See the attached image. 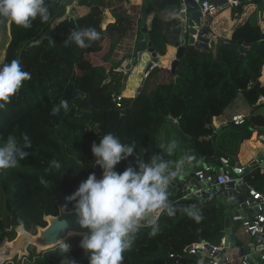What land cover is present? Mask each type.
Wrapping results in <instances>:
<instances>
[{"label":"trees","instance_id":"1","mask_svg":"<svg viewBox=\"0 0 264 264\" xmlns=\"http://www.w3.org/2000/svg\"><path fill=\"white\" fill-rule=\"evenodd\" d=\"M91 1L87 14L78 18L68 15L54 28L52 24L65 15L69 5L63 0H46L50 11L47 22L37 18L30 29L11 22V43L3 64L18 59L23 70L31 73V79L24 81L5 109L0 110V141L14 136L23 144L26 134L31 147L24 149L28 156L15 168L0 171V246L15 238L21 222L25 231L35 235L37 228L45 227L44 217L56 216L59 207L73 210L75 202L69 203L66 198L88 175L101 177L102 170L95 164L91 146L98 145L99 138L107 133L118 136L122 143L135 142L136 153L145 160L160 153L174 161L175 156L164 153L159 137L164 126L176 120L177 128L171 124L172 128L180 141L179 133L189 139L194 152L193 168L197 170L206 164L214 166L221 156L235 166L240 143L250 136L253 126L264 127L263 118L253 116L239 128L225 129L214 138L213 123L228 109L242 101L253 113L264 98V85L259 82L264 66V26L249 19L232 32L227 42L248 49L242 61L238 49L224 41L216 46L215 53L210 46L206 49L186 45L175 71L176 80L168 70L169 84L158 82L148 91L142 86L136 97L118 102L114 96L119 97L124 90L122 72L118 71L121 64L113 63L112 77L104 83L108 78L105 69L87 60V56L102 51L105 41L101 24L107 4L105 0ZM248 1L239 0L238 6L232 8V16L240 14ZM178 3L179 0L153 1L147 34L156 56H165L167 46L178 39V22L172 18L165 23L161 17L167 8ZM113 17L115 21L107 25L105 33L117 39L127 38L132 32L128 16L115 13ZM83 28H94L100 38L87 48L65 43L73 29ZM47 31L50 35L44 37ZM42 37L38 46H29ZM112 51L113 46L109 54ZM162 72L157 65L148 76ZM61 100L68 101L69 111L51 115L52 107ZM52 160L59 161L61 167L51 166ZM132 162V157L121 161L115 171L123 172ZM41 178L47 184H41ZM243 181L264 194V168L246 169ZM169 204L177 209L176 213H161L155 236L149 235L151 227L143 225V221L122 264H174L169 258L171 253L183 255L182 264H197L200 255L187 254L192 245L204 241L214 247L222 246L225 215L218 195L202 199L177 197ZM189 205L200 209L201 222L180 211ZM80 240L81 237L67 239V254L61 246L39 254L30 247L28 257L8 264H88L90 254L83 255ZM203 261L210 264L211 259L206 257Z\"/></svg>","mask_w":264,"mask_h":264},{"label":"clouds","instance_id":"2","mask_svg":"<svg viewBox=\"0 0 264 264\" xmlns=\"http://www.w3.org/2000/svg\"><path fill=\"white\" fill-rule=\"evenodd\" d=\"M39 18L41 22L50 19L49 5L46 0H0V20L11 21L24 29H30L32 22ZM100 38L94 28L73 29L65 43L74 42L80 48H87L90 42ZM40 40H34L29 46H38ZM31 79V73L23 70L18 59L0 65V110L10 102L23 82ZM69 111V103L61 100L51 109V115ZM23 144L16 137L9 136L0 141V171L15 168L20 160L28 156L24 149L31 147L28 136H23ZM167 156H173L177 142L170 141L161 145ZM91 152L95 164L102 170L101 178L90 174L80 183L78 189L66 198L73 206L77 224L87 229L82 235L79 247L89 253L88 264H122L124 253L129 251L136 239L143 221L151 227L149 235L155 236L159 225L150 214L157 210L172 216L177 209L168 202V186L173 178L182 175L191 160L181 157L178 160L165 159L160 153L153 154L147 160L136 153V143H122L113 133L99 138V144L93 143ZM133 158V162L123 172L115 171L121 162ZM51 166L59 169L61 164L52 160ZM41 184H47L43 178ZM180 197V196H179ZM180 211L199 223L203 216L196 205L186 206ZM67 228L66 222H61ZM23 228V222L20 224ZM61 249L68 253L69 245L61 242ZM69 264V261H68ZM197 264H204L203 260Z\"/></svg>","mask_w":264,"mask_h":264},{"label":"water","instance_id":"3","mask_svg":"<svg viewBox=\"0 0 264 264\" xmlns=\"http://www.w3.org/2000/svg\"><path fill=\"white\" fill-rule=\"evenodd\" d=\"M154 0H145L144 2V12L139 21V28L142 33L139 37L137 44L139 46L136 57L132 59V55L128 58L131 62L126 65L125 70H132L134 65L138 63L144 54H148L151 60L148 61L143 69L142 78L140 80L137 92L134 97L137 96L138 92L144 85L145 79L150 73V71L158 65V59L156 53L150 46L148 42V34L146 33L145 21L149 11L152 7ZM235 2L236 0H231ZM227 0H217L216 3L219 9L226 5ZM178 7L180 12L178 14L179 19L182 22V27L179 35L178 41L174 42L173 47L176 49L175 57L170 64V74L173 79L176 80L175 71L181 55L185 49L186 45L196 46L201 48H209L212 44V51L215 53L216 46L222 41L215 39L212 33L209 32L207 27L202 20L201 12L198 9L196 0H179ZM65 17L60 18L57 22L52 24V28L56 26L57 23L61 22ZM50 35L49 31L45 33L44 37ZM42 37L40 41L44 38ZM11 43V21L0 20V65H3L6 57V52L9 44ZM224 43H229L224 41ZM231 44V43H229ZM235 49H238L240 53V60L242 61L243 54L248 50L246 48H238L236 45L231 44ZM112 72L110 71V76ZM127 80V76L123 78V82ZM116 97L114 96V99ZM259 107H264V101H259ZM171 124L177 128V121H170ZM182 144L187 147L188 157L193 158L194 152L193 147L189 143V139L182 133H179ZM259 165L264 168V151L259 155V157L252 161L248 166L250 170L252 167ZM193 162L191 161L190 166L186 168L182 175H179L172 179L170 182L167 192H168V202L170 203L172 199L179 197L181 194H188V198H198L202 199L205 197H213L218 195L222 200L229 201L224 213L227 217L224 219V241L223 247L228 248L233 242L235 247L239 249V256L242 257L243 254L252 252V247L254 246L250 242H246L241 247V242L233 238V230H237L241 224V220L247 216V213L252 214L253 210L247 208L244 201L247 200L248 194L245 186L240 183V181L230 182L225 185H216L215 181L213 184L197 182L194 177L191 176L193 172ZM215 174H218L219 168L214 169ZM245 172V171H244ZM101 178V177H100ZM97 178V179H100ZM199 189V190H198ZM46 223L45 227L37 228L36 234L32 235L25 231L21 226L16 228V236L12 241H5V245L8 249L0 253V264H4L7 260H15L17 256L27 255V249L33 247L36 249L37 254L43 253L54 248L61 246V242L66 243L67 239L70 237H81L84 233H87V229H81L77 224V217L74 215L73 210L66 211L64 208L59 207L58 214L56 216H46L44 217ZM61 222L67 223V228H64ZM258 245L261 244V236H256L253 238ZM209 251H212V247L206 246ZM218 250L215 252L217 255ZM84 256H88L89 253L83 251ZM28 257V256H27ZM11 261V262H12ZM7 262L5 264H8Z\"/></svg>","mask_w":264,"mask_h":264},{"label":"crops","instance_id":"4","mask_svg":"<svg viewBox=\"0 0 264 264\" xmlns=\"http://www.w3.org/2000/svg\"><path fill=\"white\" fill-rule=\"evenodd\" d=\"M82 1H84V5L82 4ZM105 2L107 4V7L103 9L102 24H101L104 36L106 35L105 28L107 27V25L115 21L113 15L115 13L116 14L125 13L128 16L129 22H131L132 24V30L134 31V36H132L133 40L131 38L130 40H127L125 38L122 39L121 41H133L132 46H134V41H138L139 37H141L142 35L139 28V21L144 12L143 9H144L145 0H105ZM91 3H92L91 0H80L76 4V6L72 7V11L76 10V12H79L80 13L79 16L85 15L88 13ZM238 4H239V0H236L235 2L231 0H227L226 5L223 8L219 9L214 16L209 17L207 20H204L202 17L205 27H207L209 32L212 33L215 39L219 41H227L228 39H230L234 29L249 19L253 20L256 24L260 25L261 27L264 26L263 0H249L243 6L240 14H236L235 16H232L231 14L232 8L238 6ZM179 12H180V8L178 6L169 7L161 14V17L162 20L165 21V23L171 21L172 18L176 20L180 25V31H181L182 22L178 17ZM151 18L152 15H150V11H149V14L147 15L145 21L146 31L149 30ZM179 35H178V39H179ZM135 38L137 40H135ZM178 39L176 41H178ZM173 44L167 46L165 56L163 57L157 56L158 65L162 67L164 71L169 70L170 64L175 57L176 49L173 47ZM210 47L212 48V44H210ZM150 60H151L150 55L144 54L141 60L134 65L133 67L134 72L132 74V77L134 76L137 77L136 79H139L140 74L143 71L142 69H144L146 63ZM259 82L262 85H264V66L262 67ZM261 100L264 101V98H261L259 101ZM237 115L244 117L246 122L248 119H250L253 116H261L264 120V107L258 106L257 109L253 113H251L250 109L247 106H245V104L242 101H239L233 108L228 109L223 117H220L219 119L214 121L213 126L216 135L214 137L215 139L221 133V131L225 129L228 128L235 129L237 127L238 128L240 127L233 125L231 122L232 117ZM177 145H178L176 150L177 152L174 153L173 155L176 157V160L180 159L181 157H188L187 147L184 144H182V141L178 142ZM263 151H264V127L253 126L251 129L250 136L247 139L243 140L239 145V149L236 155L235 166L244 168L245 170L248 169L250 163L256 160ZM217 155L218 153H216L215 158ZM188 158L192 161V158L190 157ZM256 166L261 168L259 165ZM220 200L222 201V199ZM228 203L229 201L223 200L222 205L224 206V210L227 207ZM252 214L247 213V217L251 216ZM224 215L226 218L227 215L225 213ZM233 238L241 242V247L246 242L252 243V241L250 240H254L253 238L244 234L243 231L240 229V227L236 231L233 230ZM222 240L224 241V232H223ZM257 246L258 244L255 241V247L257 248ZM220 250L221 251L219 253L218 258L228 257L233 260V264H239L238 261L239 249L235 247V244H233V242L230 244L228 248H224L222 242V247ZM257 255L259 256V254ZM259 262H260L259 264H264V260L259 259ZM254 264H258V263L255 262Z\"/></svg>","mask_w":264,"mask_h":264},{"label":"built area","instance_id":"5","mask_svg":"<svg viewBox=\"0 0 264 264\" xmlns=\"http://www.w3.org/2000/svg\"><path fill=\"white\" fill-rule=\"evenodd\" d=\"M216 1L217 0H196L198 9L201 12L204 20H207L209 17L214 16L218 12L219 6L217 5ZM122 97L123 96L120 94L119 97H116V100L119 102ZM231 122L235 126H242L246 123L245 118L240 115L232 117ZM217 167L219 168V172L218 174H215L214 169ZM244 171V168L231 166L229 159L227 157L221 156L218 158L217 163L214 166L206 164L202 168L193 170L192 173L197 182L213 184L215 181L216 186L240 181V183L245 186L249 198L244 201V204L247 208L253 210V214L243 218L239 227L244 234L251 238L261 236V244L258 245L257 248L254 245L252 247V252L245 253L242 257L239 256L238 261L239 264H254L251 260V256L256 251L259 253V259L264 260V194L245 184L243 181ZM180 197L182 199H188V194L180 195ZM160 215L161 212L157 210L156 212L150 214L149 218L157 222ZM143 225L150 226L148 225L147 221H145ZM206 246L212 247V251H209ZM221 247H214L203 241L192 245L187 254L196 255L200 250L202 252V255H200V260L208 257L211 259L210 264H233V260L231 258H218ZM217 250L218 254L215 255ZM183 257L184 256L181 254L171 253L169 255V258L173 260L174 264H182Z\"/></svg>","mask_w":264,"mask_h":264},{"label":"rangeland","instance_id":"6","mask_svg":"<svg viewBox=\"0 0 264 264\" xmlns=\"http://www.w3.org/2000/svg\"><path fill=\"white\" fill-rule=\"evenodd\" d=\"M79 1L80 0H63V2L69 3V5L66 6V8H65V15L63 17L66 18L68 15L73 16L74 18L81 17V16H79L80 15L79 12H76V10L72 11V7L76 6V4ZM82 4H84V1H82ZM101 28H102V25H101ZM130 29H132L131 22H130ZM128 35L129 36L126 39L127 40H130V38L132 39L133 38L132 36H134V31L132 30V32H129ZM113 38H115V37H111L108 34H106L104 36L105 41H103V43H102V51L98 54L87 56V60L95 67H102L103 69H105L106 73L108 74V78L104 81V83H108L110 81V78L112 77V75L110 76V71H111L110 67L113 65V63L119 62L121 64V68H119L118 71L122 72L121 83H123V85H124V90L120 94H121V96H123L122 97L123 99L124 98L125 99L126 98H133L137 92V87L139 86L143 71L141 72L139 79H136L137 77H134V76L132 77V74L134 72L133 71L134 68H132V70H125V67L127 64H129L131 62V59L128 58L129 56L132 55V59H134L136 57L135 54L138 52L139 46L137 44V41H134V46H132L133 41H121L122 39H125V38H122V39L115 38V39H117L115 41V39H113ZM135 40H137V39L135 38ZM112 46H113V51L109 54L110 48ZM108 54H109V60H106L105 57L108 56ZM125 76H127V80L123 82V78ZM170 81H171V79L168 75V71L163 70L162 73H158L157 75L155 74L151 77L147 76L145 79V82H144L145 85H143L144 86L143 89L148 91L149 89L153 88L154 85L158 82L169 84ZM159 139L161 140L162 145L164 143H166L168 141H172V140H175L177 142V144H178V142H180V140L177 136V133H175V130H174V128H172L171 124H166L164 126V128L162 129V131L160 133ZM176 152L177 151H175V153ZM181 195H184V194H181ZM219 201L221 203L223 202V200L221 201L220 198H219ZM250 241H252V244L255 245V240H250ZM5 243L6 242L4 241L1 244L0 253L6 251V249H8L7 246L5 245ZM35 251H36V249H35ZM36 253H37V251H36ZM198 254L202 255V252L199 250ZM257 254H259L258 251H256L251 256V260H252V262H254V263L257 262L259 264L260 263L259 262V256ZM28 255H29V252L27 249V255L22 256L21 259H20V256H17L15 259L17 261H21L22 259H24ZM11 261L12 260H7V261H5V263H7V262L12 263Z\"/></svg>","mask_w":264,"mask_h":264}]
</instances>
